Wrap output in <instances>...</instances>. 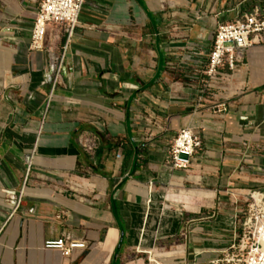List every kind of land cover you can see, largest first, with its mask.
Masks as SVG:
<instances>
[{"label": "crops", "instance_id": "0c3cea01", "mask_svg": "<svg viewBox=\"0 0 264 264\" xmlns=\"http://www.w3.org/2000/svg\"><path fill=\"white\" fill-rule=\"evenodd\" d=\"M38 4L0 0V264H122L142 246L212 264L264 191V43L206 69L219 25L264 0H85L51 96L66 38L33 47ZM185 127L203 146L173 167ZM65 234L87 247L45 249Z\"/></svg>", "mask_w": 264, "mask_h": 264}, {"label": "built area", "instance_id": "2783aa9c", "mask_svg": "<svg viewBox=\"0 0 264 264\" xmlns=\"http://www.w3.org/2000/svg\"><path fill=\"white\" fill-rule=\"evenodd\" d=\"M84 3L85 0H39L32 33L33 47L43 48L49 28H53L56 37L64 34L66 38L60 59L52 58L54 77L50 96L62 72L64 53L74 37ZM263 43L264 7H256L252 12L234 21L220 24L209 55L206 75L218 78L222 74L221 70L226 66L234 71L250 47ZM202 146L201 136L196 134L191 127L181 129L171 147L170 158L173 167L187 168L193 155ZM30 162L29 159L28 170ZM19 201L20 196L17 205ZM238 219L239 235L230 245L229 249L232 253L226 256V261L228 263L264 264V191H253L249 194L247 207L239 211ZM86 247L85 242H75L69 234L45 243V249L59 251L65 257H70L75 249ZM220 262L219 258L212 260V264Z\"/></svg>", "mask_w": 264, "mask_h": 264}, {"label": "rangeland", "instance_id": "374dc122", "mask_svg": "<svg viewBox=\"0 0 264 264\" xmlns=\"http://www.w3.org/2000/svg\"><path fill=\"white\" fill-rule=\"evenodd\" d=\"M239 220V219H238ZM185 236V235H184ZM149 250L145 247H139L138 251H133L129 253L127 256H123L122 264H157L155 261H152L151 258L155 259L158 263L161 264H174L176 260L174 257L163 255L165 251L153 252L154 255L159 254V256H153L152 253L149 254ZM136 252V253H135ZM231 250L228 248L220 257L221 262L219 264H242L240 262L228 263L226 261V256L231 255ZM215 260V259H214ZM186 263L185 258L182 257V264Z\"/></svg>", "mask_w": 264, "mask_h": 264}]
</instances>
